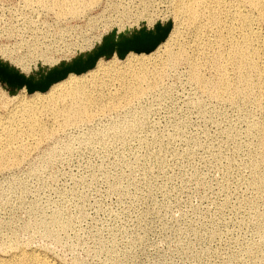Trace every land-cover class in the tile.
<instances>
[{
    "label": "rangeland",
    "instance_id": "obj_1",
    "mask_svg": "<svg viewBox=\"0 0 264 264\" xmlns=\"http://www.w3.org/2000/svg\"><path fill=\"white\" fill-rule=\"evenodd\" d=\"M83 1L0 0V123L25 117L34 102L42 108L39 100L69 76L84 93L105 94L116 83L92 86L97 64L118 70L172 45L171 0ZM217 2L234 12L232 0ZM248 10L245 3L236 11L257 17ZM226 25L237 27L232 16ZM253 31V48L264 49V23ZM180 32L192 54L191 32ZM219 36L214 27L201 43L215 47ZM240 41L235 33L225 43ZM198 62L211 78L206 58ZM188 69L179 65L145 97L70 130H56L42 115L44 134L0 169L1 264H264V187L251 166L261 158L259 133L250 126L262 120L264 101L209 96L189 81ZM254 81L259 96L264 75ZM133 119L138 124L128 130ZM258 177L264 181L263 169Z\"/></svg>",
    "mask_w": 264,
    "mask_h": 264
},
{
    "label": "bare ground",
    "instance_id": "obj_2",
    "mask_svg": "<svg viewBox=\"0 0 264 264\" xmlns=\"http://www.w3.org/2000/svg\"><path fill=\"white\" fill-rule=\"evenodd\" d=\"M53 1H54V4L57 2L60 3V1H62L63 3H69L70 5H71V3H73V4L81 3V5H82V3L85 2L83 0H53ZM92 1H94L93 3L97 2L95 0H92ZM232 1L234 3L238 2V5H235L234 3L232 5L234 12H230V11L224 12V10L221 9L217 0H171V9L173 12L174 24H175L174 30L170 35V40L172 41V45H167L163 49L161 55H159L155 58H150V59H148V57H147L146 61L135 60L132 65L131 64L125 65V66L123 65L125 68H117L118 70H115L114 67H113L114 70H111V69H109L110 67L109 68L103 67L102 65L97 64L96 69L91 72V75H90L91 80L90 79L89 80H90V84H92V86H95L97 81L104 82L105 79H111L110 81H113L116 83V85H115L116 87L111 89L112 86H107V87L105 86L106 87L105 88L104 85L102 84L103 87L105 88L106 93L104 94L103 92H99L100 93L99 96L98 95L92 96L93 94L84 93L85 89L83 87L81 88V86L77 85L76 82H78V81H76V82L73 81L72 76H69L68 78H66L67 79L66 81L61 82L60 84H58L56 86H53L48 91V94L43 97V99L40 97L41 100H39V102L44 104L42 106V108L39 109L38 102L37 103L34 102L33 103L34 106L30 105L29 108H31V109L29 112H27V115L25 117H21V116L15 117L11 114H10L11 116L8 115L9 116L8 122L3 123V124L0 123V169L4 168L9 163H11L9 165L12 166V162L14 163V161H12V160L18 153L21 154V152H22V154H23V152H27V150H29V149H27V147H28V143L31 142L30 140L31 139L33 140V138L35 136H38V135L42 136V134H44L46 129L44 126L45 124L43 123V121H41L42 119H40L42 117V115L45 116L44 117L45 119L46 118L51 119L52 122L55 124V126H58V127H56V130H58V131H63V130H65V128L71 129V127H76L78 124H81L84 122L85 123L86 122H93L94 120H96L100 117L106 116V114L112 110H116V109H120V108H124V107L126 108L134 100L141 98L142 96L146 95L150 90L155 89L158 86L160 81H161V84H163L162 80H163L164 76H166L170 72H173L181 64L188 65V67H189V69H188L189 81L192 84L196 85L197 89L200 90L202 93H206L209 96L219 98V99L223 98L224 100H226L232 104L237 103L239 101L240 97H243L246 99L250 98V100H253L257 104V106H259L260 101L261 100L264 101V85L262 87V91H261L259 96H255L253 91L255 88V81L254 80L262 81V79H263L264 65H262L263 64L262 63V59H263L262 56L264 55V49H261L259 47V45L257 48H253L254 44L259 43V36L253 31V25L255 23H258V22L264 23V0H232ZM46 2L50 3L49 0L48 1L46 0ZM108 2H109V0H108ZM118 2H120V1H118ZM42 3H43V1H42ZM90 3H92V2H90ZM245 3L247 4V6L250 7V10H248V11L251 12L252 14L255 13L257 15L256 18H253L250 14L244 15L241 12L238 13L236 11L238 9V7H241V6L243 7V4H245ZM36 4H37V2H36ZM97 4H98V2H97ZM147 4H148V2H147ZM28 5H30V4H28ZM54 6H53V8H56ZM58 6H62V5L58 4ZM78 6H79V4H78ZM115 6H116V4H115ZM43 7H45V6H43ZM49 7H50V5H49ZM60 8L62 9L63 6ZM117 8H119V7H117ZM67 9L69 10V8H67ZM67 9H66V11H67ZM70 9H72V8H70ZM85 9H87V8H85ZM113 9H114V7H113ZM81 11H83V10L81 9ZM69 12L72 13L71 11H69ZM78 12H80V11L78 10ZM86 12H85V14H86ZM56 13H58V12H56ZM75 14H76V12H75ZM66 15H67V13H66ZM80 15H83V13ZM55 16H57V14H55ZM229 16H232L233 20L237 24L236 28L226 25V21H227ZM62 17H63V15H61V18ZM77 17H78V15H77ZM61 18H59V19H61ZM127 19H128V17H127ZM122 25H124V24H122ZM214 27H218L221 30H223L224 38H223V36H219L217 38V42H216L215 47L213 46V41L209 42L207 44H202L201 42H202L203 38L207 35L208 32H211L212 28H214ZM124 28H125V26H124ZM181 28H185V29L189 30L191 32L194 40H195V49H194V52L192 54H189L187 52L185 44L180 41V37H181L180 30H181ZM116 33H118V32H116ZM235 33L239 34V38L241 39V41L237 42V43H233V44H231L230 47H228L225 42L228 39H230V40L234 39ZM58 36H60V35H58ZM34 48H36V46ZM0 53H2V52H0ZM38 55H41V54H38ZM141 56H142V54H141ZM199 56H204L207 60V63L209 64V67L213 70L214 74L211 78H205L201 74L202 64L198 62ZM39 58H41V57H39ZM116 59H118V58H116ZM142 59H145V57H143ZM117 61H115V63ZM112 62H114V61H112ZM107 63H109V62H107ZM229 68H232L234 70V76L233 77H230V75L228 73ZM81 81H83V80H81ZM103 87H101V88H103ZM87 89H88V87H87ZM16 98H18V97H16ZM1 104H3V103H1ZM115 113L117 114V112H115ZM261 114H262V120L254 122L250 125L253 130L258 131V133H259V138L257 140V144H258V151L257 152L259 153V156L261 157L258 160H256L255 162H253V165H251V166H252L253 174L255 176L254 177L255 182L260 184L261 187H264V181L262 180L263 178L261 177L262 179H260L258 177L259 171L262 169L264 170V161H262V160H264V110L261 111ZM14 118H16V119H14ZM137 120L133 119V120L127 122L126 128H128V130H131L133 128V126L135 127V125L138 124ZM124 123H122V124H124ZM88 125H90V124H88ZM249 129L251 130V128H249ZM48 135H50V134H48ZM124 135H126V134H124ZM43 137H45V136H43ZM126 137L127 136H125V138ZM123 138H124V136H123ZM47 140H49V139L47 138ZM50 148H52V147H50ZM23 155H25V154H23ZM45 155H47V154H45ZM48 155H49V153H48ZM17 156H20V155H17ZM26 157H27V155H26ZM48 158H50V157H48ZM18 159H20V158H18ZM253 159L255 160V158H253ZM227 165L229 166V164H227ZM55 222L56 221H54V223ZM257 225H259V224H257ZM13 252H11V253H13ZM19 255H20V253H19ZM18 260H20V259H18ZM39 261L40 260H38V262ZM32 264H34V263L32 262ZM40 264H46V263L44 261H41ZM53 264H55V263H53Z\"/></svg>",
    "mask_w": 264,
    "mask_h": 264
}]
</instances>
